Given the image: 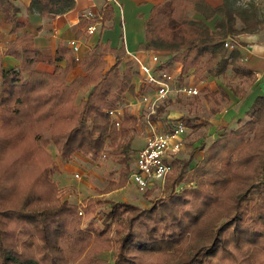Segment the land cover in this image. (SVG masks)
<instances>
[{"label": "trees", "instance_id": "trees-1", "mask_svg": "<svg viewBox=\"0 0 264 264\" xmlns=\"http://www.w3.org/2000/svg\"><path fill=\"white\" fill-rule=\"evenodd\" d=\"M235 1L212 7L207 0H168L153 6L138 50L169 52L160 68L178 62L180 77H219L228 68L247 75L239 52L225 42L257 30L261 21L253 6H234ZM73 7L74 0H32L28 10L55 15ZM187 9L204 21L220 19L210 30L187 16ZM18 11L11 0H0V14L15 36L0 45V264H264V97L255 98L236 129L202 143L187 159H175L177 172L148 207L99 197L70 203L53 180L57 167L46 147L53 144L64 162L75 155L96 161L108 153L123 167L116 185L124 186L139 119L124 110L115 129L108 112L124 105V94L132 91L133 64L124 60L120 33L117 46L98 41L90 48L79 60L81 73L70 79L72 49L59 43L54 56L43 54L34 35L22 33ZM113 17L114 8L104 2L98 14L80 17L78 24L99 22L106 29ZM6 55L17 65L5 68ZM39 64L53 71H40ZM219 94L226 97L219 86L204 92L210 115L219 111ZM181 119L192 130L208 124ZM199 150L201 159L189 168ZM95 206L100 223L84 224Z\"/></svg>", "mask_w": 264, "mask_h": 264}, {"label": "crops", "instance_id": "crops-1", "mask_svg": "<svg viewBox=\"0 0 264 264\" xmlns=\"http://www.w3.org/2000/svg\"><path fill=\"white\" fill-rule=\"evenodd\" d=\"M11 1L19 9L18 19L24 24L22 33H32L34 35L35 47L43 54L54 56L59 43L66 46H69V42L72 40L77 43L78 52L71 57L70 79L81 73L79 60H81L88 50L98 41L103 43L108 42L111 47H115L118 45L120 33L123 34L126 51L124 60L130 61L133 64V89L131 92L124 94V105L126 106L125 110L139 119L138 129L142 133H140L141 135L137 134L132 141V147L136 150L135 152H137L145 142L148 129L144 123L142 109L137 105L135 98L137 92L141 91V76L137 65L131 59L133 56H137L146 63L153 64L148 53L151 51L138 50V45L144 39L143 27L151 8L156 5L164 4L168 2V0H118L119 8H114V17L112 21L105 24L110 28L100 29V23L97 22L96 30L92 34L87 33L86 29L88 24L83 27L79 26V18L88 14H98L104 0H74V7L72 9L55 15H40L35 11H29L28 7L32 0ZM207 2L212 7H217L222 4L223 0H207ZM255 9L257 10L258 19L261 21L260 27L253 32L234 35L226 41L233 46V49L235 48V50L239 52L240 59L238 64L248 74L238 76L233 69L228 68L225 74L219 77H207L202 79L198 103L202 104V110L204 109L205 112L203 113L202 110L197 112V107H191L189 105L179 111L172 109L170 106L165 107L160 119L154 120L158 130H167L169 121L175 118H181L182 115H187L196 120L195 124L204 121L208 122L207 127L200 128V130L206 129L208 134L221 128L222 132L224 130L231 132L239 126L240 120L246 119L245 113L251 107L255 98L258 96L264 97V8L260 9L258 7ZM186 14L194 19L204 21L199 13L191 9H187ZM219 19V16H215L212 20L204 22L210 30H213L215 21ZM236 27L240 29L242 24L237 22ZM9 29V24L4 21L3 15L0 14V45L15 37L13 34L9 33ZM233 49L228 50L231 51ZM153 53L158 56L161 62L166 61L170 56L169 52L166 51ZM76 55L79 58L78 60L75 59ZM106 60L108 65L113 63V58L110 56H108ZM64 64L65 61L57 62V65L60 66ZM3 65L5 68L14 67L17 65V60L12 56H3ZM37 69L40 71L52 72L53 66L39 64ZM181 69V64L174 62L165 70L176 75L177 80L180 82L182 80L185 82H192L194 77L193 74H185L180 77ZM218 86L224 90L226 97H221L220 94L218 95L220 101L219 111L215 115H210L209 109L211 104L203 98L204 89L211 91ZM193 97L194 96L184 98ZM201 113L205 114V117L201 116ZM136 138H139L140 141ZM75 156L77 157L78 155Z\"/></svg>", "mask_w": 264, "mask_h": 264}, {"label": "rangeland", "instance_id": "rangeland-1", "mask_svg": "<svg viewBox=\"0 0 264 264\" xmlns=\"http://www.w3.org/2000/svg\"><path fill=\"white\" fill-rule=\"evenodd\" d=\"M239 5L241 7L246 5H251L253 6V8L259 7L260 9H262L264 8V0H236L234 6H239ZM82 95L83 94H80L79 96ZM199 97L200 94L195 95L193 98H184L180 95H177L175 97L166 98L164 104L166 105V107L170 106L172 109H175L176 111L182 110L183 108H186L187 105H189L191 107H197L198 108L197 112H198L202 110V104L198 103ZM202 111L203 113L205 112L204 109ZM203 113H201V116L205 117V114ZM161 114L157 116V119H155V121L160 119V117L162 116ZM195 122L196 120L193 119V124H195ZM221 132H222V128L215 132H211L209 134L207 133L206 129L200 130L198 128L192 130L190 128H187V132L183 140V149L175 155L174 160L187 159L192 150L199 147L202 143L205 145H209L210 142L214 138H216ZM140 133L142 132L139 131V129H137V131L134 134L131 133V136L133 137L132 141L134 140L135 136ZM136 139L139 140V138ZM46 150L51 155L57 167V170L54 172L52 177L61 192L62 199H65L70 203H76V204H80L86 198L99 197L112 201L127 202L134 205H138L142 208H146L150 205L151 203L150 200L152 198H156L160 195L161 197L163 196L164 194L163 191L165 189L167 181L172 176H174L178 170V165L174 161L172 172L169 175H167L163 181L155 182L150 189L145 191L138 190L134 186V184H132L129 181V177L127 179V183L119 188L117 187L116 183L118 182L119 177L121 175L120 169L123 167L121 164H118L110 154L106 153L105 158L97 159L96 161H92L86 157L78 155L77 157L74 156L69 162H64L59 158L56 148L53 144L48 145L46 147ZM135 153L133 154L129 162V170L133 169L134 159L136 155ZM201 157H202V151L200 150L196 151L194 154V160L190 163L189 168H192L196 164V161L200 160ZM75 175H78V177H76ZM109 187L114 189L109 192H105L106 189ZM144 194H148V195L145 196ZM103 208H104V212H107L108 210L107 204H104ZM95 212H96V206L93 207V211L91 213L87 214L85 220H83V223L87 224V222L89 221L90 222L94 221V224L98 226L102 215L97 214ZM82 216H85L84 213ZM101 255L103 257L109 258L110 252L104 251L101 253Z\"/></svg>", "mask_w": 264, "mask_h": 264}, {"label": "built area", "instance_id": "built-area-1", "mask_svg": "<svg viewBox=\"0 0 264 264\" xmlns=\"http://www.w3.org/2000/svg\"><path fill=\"white\" fill-rule=\"evenodd\" d=\"M104 2L113 8H119L118 0H104ZM96 25L97 22L88 24L87 33L92 34L96 30ZM225 46L233 49V46L227 42ZM69 47L74 54H77L78 45L74 40L69 42ZM148 53L153 64L146 63L137 56L131 59L137 65L141 76V91L137 92L135 98L137 105L142 109L144 123L148 129L144 145L136 152L133 169L129 175V181L140 191L150 189L155 182L163 181L172 172L174 157L183 149V140L187 132V127L181 118L169 121L167 130H158L151 117L156 115L158 108L168 97L199 95L202 83V80L195 77L192 82L178 81L176 75L160 68V60L155 53ZM75 59H79L77 55ZM125 109V105H120L108 112L111 125L115 129L120 126ZM113 133L112 131V135ZM103 158L104 155L99 157V159Z\"/></svg>", "mask_w": 264, "mask_h": 264}]
</instances>
